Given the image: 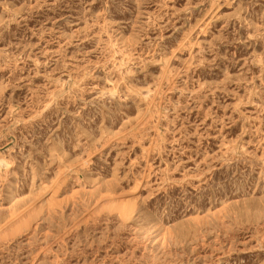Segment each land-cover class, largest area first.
I'll return each instance as SVG.
<instances>
[{
  "label": "rangeland",
  "instance_id": "1",
  "mask_svg": "<svg viewBox=\"0 0 264 264\" xmlns=\"http://www.w3.org/2000/svg\"><path fill=\"white\" fill-rule=\"evenodd\" d=\"M0 264H264V0H0Z\"/></svg>",
  "mask_w": 264,
  "mask_h": 264
},
{
  "label": "bare ground",
  "instance_id": "2",
  "mask_svg": "<svg viewBox=\"0 0 264 264\" xmlns=\"http://www.w3.org/2000/svg\"><path fill=\"white\" fill-rule=\"evenodd\" d=\"M146 108H147V107H146ZM1 187H2V186H1ZM27 209H28V208H27ZM20 211H21V210H20ZM21 212H22V211H21ZM14 215H15V214H14ZM14 215H13V216H14ZM17 216H18V215H17ZM15 217H16V215H15ZM15 217H14V218H15ZM10 221H11V220H10ZM10 221H9V222H10ZM4 223H5V222H4ZM8 224H9V223H8ZM4 226H6V225H4ZM4 226H3V227H4Z\"/></svg>",
  "mask_w": 264,
  "mask_h": 264
}]
</instances>
